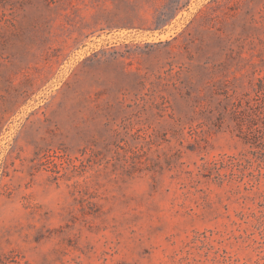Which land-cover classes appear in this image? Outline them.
Listing matches in <instances>:
<instances>
[{
    "label": "rangeland",
    "instance_id": "374dc122",
    "mask_svg": "<svg viewBox=\"0 0 264 264\" xmlns=\"http://www.w3.org/2000/svg\"><path fill=\"white\" fill-rule=\"evenodd\" d=\"M0 264H264V0H0Z\"/></svg>",
    "mask_w": 264,
    "mask_h": 264
}]
</instances>
